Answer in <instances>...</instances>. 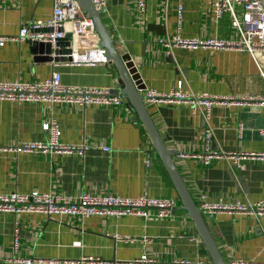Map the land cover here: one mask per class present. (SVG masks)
<instances>
[{"label": "crops", "instance_id": "crops-1", "mask_svg": "<svg viewBox=\"0 0 264 264\" xmlns=\"http://www.w3.org/2000/svg\"><path fill=\"white\" fill-rule=\"evenodd\" d=\"M177 0H104L101 21L119 54L129 57L132 74L143 88L166 92L181 81V91L192 95L226 97L210 104L143 100L164 145L176 153L174 165L191 199L199 195L216 202L264 200V160L239 159L228 153L264 149L258 130L264 126V106L246 97L264 95V54L250 56L244 49L181 47L166 49L156 42L175 33ZM179 34L205 39L235 40L238 33L227 14L215 19L201 0H183ZM51 0H0V80L39 81L56 70L64 85L112 88L113 65H69L42 60L29 41L14 40L20 26L46 19ZM236 14L241 10L234 7ZM68 33V31H66ZM72 36L73 49L95 45L93 31ZM141 94V92H139ZM193 108V109H192ZM54 119L59 141L90 147L82 155L13 152L25 141H43L41 123ZM209 127V150L203 162V130ZM107 146L104 152L100 147ZM50 191L75 196L112 193L133 197L146 194L172 198L175 207L166 218L137 215H63L0 212V264L128 263L145 255L151 264H175L180 259H203L213 264L197 230L182 207L173 184L134 109L127 100L115 107L87 104L0 101V192ZM201 214V213H200ZM221 258L260 261L264 256V218L237 212L201 214ZM16 229V230H15ZM17 245L13 247L14 235ZM72 261L71 263H68ZM141 264V263H131Z\"/></svg>", "mask_w": 264, "mask_h": 264}, {"label": "built area", "instance_id": "built-area-1", "mask_svg": "<svg viewBox=\"0 0 264 264\" xmlns=\"http://www.w3.org/2000/svg\"><path fill=\"white\" fill-rule=\"evenodd\" d=\"M183 0H177L175 9V33L172 36L156 39L162 47H181L188 50L197 48L211 49H244L252 57L257 53L264 54V0H201L205 2L215 19L227 14L229 23L238 33L235 40L207 37L199 39L197 37H181L179 34L181 21V5ZM92 6L98 10L104 6V0H89ZM145 0H136L137 9L144 10ZM238 6L240 14H236L234 7ZM73 36H83L92 33L93 24L91 19L81 12L76 0H51V11L44 20L31 21L19 27L17 34L12 37L14 40L42 41L52 44L62 37L64 33ZM4 38L0 37V45ZM72 36L70 39V53L68 59L64 60L69 65H94L96 63H106L104 50L95 45L82 50L73 49ZM264 80V73L260 71ZM181 81H177L175 86L166 92H158L153 89H139L143 100L148 102H185L192 107L204 106V115L207 116L211 103H225L226 97L209 96L206 93L192 95L184 93L180 89ZM244 100L252 101L264 106V95L261 97H246ZM0 101L10 102H37V103H65L84 106L95 104L98 106L115 107L125 101L117 94H113L108 87L64 85L60 82V73L53 70L49 75L39 81H19L0 80ZM193 109V108H192ZM41 128L47 133L43 141H25L16 143L10 150L17 152H34L45 155L53 153H68L82 155L88 147L85 144L63 143L59 141L60 130L54 119H49L41 123ZM261 141L264 142V126L258 130ZM203 147L206 153L203 162L212 157L215 152L209 150L210 129L203 130ZM101 151H108L109 147H100ZM235 165L238 166L239 159H262L264 160V149L260 152H238L228 153ZM175 207L172 198L152 197L146 194L133 197L120 196L112 193L90 194L80 192L75 196L54 194L50 191L32 190L29 192H0V212L10 213H40L47 218L60 217L63 215L77 216L80 219L90 215H112L119 217L122 215H137L143 218L156 217L166 218L171 216ZM201 214L212 215L219 212H237L244 214L260 215L264 218V200L254 202H240L233 200L229 202H216L207 199L205 194L199 195L197 203ZM16 230V229H15ZM17 245V236L14 235L13 247ZM22 264L39 263L41 260L25 258ZM53 264L54 260H46ZM69 261L68 263H71ZM175 264H208L203 259L193 261L180 259L174 261ZM151 264L152 261L145 255L138 259L121 263L119 261H106L105 264ZM227 264H264V256L260 261L232 260Z\"/></svg>", "mask_w": 264, "mask_h": 264}, {"label": "water", "instance_id": "water-1", "mask_svg": "<svg viewBox=\"0 0 264 264\" xmlns=\"http://www.w3.org/2000/svg\"><path fill=\"white\" fill-rule=\"evenodd\" d=\"M79 4L81 12L86 14L92 21L93 30L98 39L96 45L104 50V56L108 63L112 64L117 72L115 83L110 89L113 94H117L127 100L128 104L134 109L136 119L140 120L158 157L160 158L172 184L182 203L183 209L191 218L197 233L203 242L213 264H226L220 256L217 247L212 240L210 233L204 223V220L198 210L197 205L191 199L181 177L173 162L175 150L169 149L164 145L162 138L157 132L152 119L150 118L143 96L139 93L142 84L138 77L132 74L130 69L129 57L126 54H119L114 47V39H112L100 18L103 9L96 10L89 0H76ZM70 33L58 38L54 44L50 42L31 41L32 48L41 56L42 60H61L68 59L70 53Z\"/></svg>", "mask_w": 264, "mask_h": 264}, {"label": "rangeland", "instance_id": "rangeland-1", "mask_svg": "<svg viewBox=\"0 0 264 264\" xmlns=\"http://www.w3.org/2000/svg\"><path fill=\"white\" fill-rule=\"evenodd\" d=\"M239 15V14H238Z\"/></svg>", "mask_w": 264, "mask_h": 264}]
</instances>
